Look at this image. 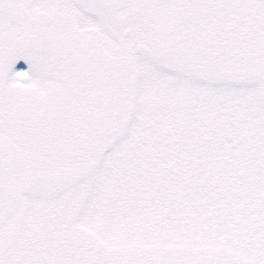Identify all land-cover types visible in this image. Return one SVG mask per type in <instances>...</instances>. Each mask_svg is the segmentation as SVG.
Masks as SVG:
<instances>
[{
  "label": "snow or ice",
  "instance_id": "1",
  "mask_svg": "<svg viewBox=\"0 0 264 264\" xmlns=\"http://www.w3.org/2000/svg\"><path fill=\"white\" fill-rule=\"evenodd\" d=\"M0 264H264V0H0Z\"/></svg>",
  "mask_w": 264,
  "mask_h": 264
}]
</instances>
